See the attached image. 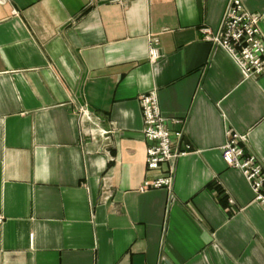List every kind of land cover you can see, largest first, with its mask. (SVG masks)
<instances>
[{
  "label": "crops",
  "instance_id": "1",
  "mask_svg": "<svg viewBox=\"0 0 264 264\" xmlns=\"http://www.w3.org/2000/svg\"><path fill=\"white\" fill-rule=\"evenodd\" d=\"M240 1L264 36V0ZM229 2L0 4V264H264V208L223 158L232 131L264 168V75L202 32ZM153 91L192 147L172 194L145 188Z\"/></svg>",
  "mask_w": 264,
  "mask_h": 264
},
{
  "label": "built area",
  "instance_id": "2",
  "mask_svg": "<svg viewBox=\"0 0 264 264\" xmlns=\"http://www.w3.org/2000/svg\"><path fill=\"white\" fill-rule=\"evenodd\" d=\"M7 0H0V4ZM261 16L248 12L240 0H230L222 23L216 32L203 29L206 41L223 48L234 60L244 79H258L264 75V36L260 29ZM160 41L152 37L150 57L153 61L161 58ZM144 127L143 135L148 144L146 166L148 173L159 176L145 183L150 190H166L172 194L176 161L190 153V145L182 146L183 134L175 139L169 129V120L163 115L156 91L140 97ZM83 118L92 119L87 109H82ZM228 141L223 148V158L233 169L242 171L249 183L255 201L264 208V168L257 157L247 153V139L229 131ZM233 203V202H231ZM4 218L0 215V225Z\"/></svg>",
  "mask_w": 264,
  "mask_h": 264
}]
</instances>
